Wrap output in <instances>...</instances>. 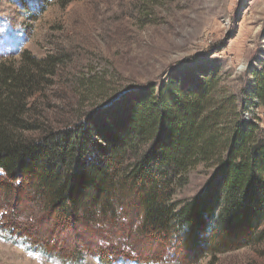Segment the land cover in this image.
I'll return each mask as SVG.
<instances>
[{
  "label": "rangeland",
  "instance_id": "rangeland-1",
  "mask_svg": "<svg viewBox=\"0 0 264 264\" xmlns=\"http://www.w3.org/2000/svg\"><path fill=\"white\" fill-rule=\"evenodd\" d=\"M263 63L264 0H0V68L32 74L37 90L21 116L36 127L23 134L30 140L41 128L81 124L126 92L161 85L171 72L191 69L199 77L207 66L218 75L213 100L233 99L264 144V108L240 106L252 69ZM212 173L198 165L173 185L172 201L180 207L198 196ZM1 181L9 201L0 198V264H264V221L247 244L224 252L208 251L209 235L151 244L128 209L116 220L64 219L34 208L16 181ZM17 229L48 253L22 244ZM101 251L112 258L105 262Z\"/></svg>",
  "mask_w": 264,
  "mask_h": 264
},
{
  "label": "trees",
  "instance_id": "trees-1",
  "mask_svg": "<svg viewBox=\"0 0 264 264\" xmlns=\"http://www.w3.org/2000/svg\"><path fill=\"white\" fill-rule=\"evenodd\" d=\"M206 68L198 69L199 77L191 69L171 72L161 85L126 92L81 124L41 128L37 140L23 137L36 127L21 117L37 92L33 75L0 68L1 182L16 181L34 208L64 219L116 220L128 209L151 244L159 237L185 244L209 235V252L239 248L264 221V144L233 99L213 100L218 75ZM251 77L243 111L264 108V63ZM198 165L213 168L207 188L178 207L172 187ZM7 191L0 193L3 201ZM19 231L22 244L48 253ZM101 255L106 262L113 253Z\"/></svg>",
  "mask_w": 264,
  "mask_h": 264
},
{
  "label": "water",
  "instance_id": "water-1",
  "mask_svg": "<svg viewBox=\"0 0 264 264\" xmlns=\"http://www.w3.org/2000/svg\"><path fill=\"white\" fill-rule=\"evenodd\" d=\"M106 107H107V105H106V106H103L101 109H105ZM101 109H100V110H101Z\"/></svg>",
  "mask_w": 264,
  "mask_h": 264
}]
</instances>
